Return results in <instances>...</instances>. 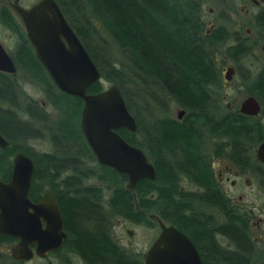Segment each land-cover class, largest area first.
<instances>
[{"label":"trees","instance_id":"16d2710c","mask_svg":"<svg viewBox=\"0 0 264 264\" xmlns=\"http://www.w3.org/2000/svg\"><path fill=\"white\" fill-rule=\"evenodd\" d=\"M55 1L100 78L119 86L137 129L117 131L145 151L156 167V179H141L132 191L124 174L96 162L79 124L82 99L57 89L25 32L1 9L0 24L17 39L13 58L18 74L0 73V133L8 141L0 148V178L9 179L16 152L33 159L30 195L38 199L45 188L52 191L67 234L62 247L50 255L60 264H69L70 252L85 264H143L136 254L116 247L108 232L117 215L151 226L148 214L153 212L184 231L204 251V264H230L225 252L216 261L213 228L207 227L212 221L208 214L200 218L197 195L178 184L184 175L210 185L212 175L202 153L204 134L227 142L235 138L243 144L240 138L250 129L238 124L234 131L223 122L229 112L218 111L222 114L217 119L216 110L209 107L214 100L208 99L207 88L218 81L213 45L209 44L213 37L207 42L202 34V0ZM113 49L120 52L118 56ZM18 77L41 88L52 114L24 94ZM253 86L263 95L264 75L255 78ZM103 89V82L95 81L87 91ZM170 100L186 109L183 120L169 115ZM44 136L49 149L33 152L28 143ZM217 228L228 237L225 226ZM10 242L12 237L0 234V245ZM0 264H14V260L0 251Z\"/></svg>","mask_w":264,"mask_h":264},{"label":"water","instance_id":"95a60500","mask_svg":"<svg viewBox=\"0 0 264 264\" xmlns=\"http://www.w3.org/2000/svg\"><path fill=\"white\" fill-rule=\"evenodd\" d=\"M14 8L36 57L53 83L60 91L82 99L79 124L97 162L124 174L131 190L141 179L155 180V167L144 151L117 131L119 128L136 130L135 119L119 86L111 84L97 93L87 91L92 83L101 79L100 72L57 2L39 0L28 9L18 5ZM0 71L11 74L16 71L2 43ZM258 110L253 97H248L241 106V111L248 114H256ZM183 113L180 111L178 118ZM7 145V139L0 133V148ZM256 155L264 162V140L258 145ZM33 170L32 158L17 152L12 157L9 180L0 179V233L18 239L11 255L21 261H29L34 256L46 257L60 248L66 237L52 192H45L38 202L29 196ZM157 221L160 230L145 254L144 264H203L185 233L175 226L165 225L161 219Z\"/></svg>","mask_w":264,"mask_h":264},{"label":"flooded vegetation","instance_id":"af4514ba","mask_svg":"<svg viewBox=\"0 0 264 264\" xmlns=\"http://www.w3.org/2000/svg\"><path fill=\"white\" fill-rule=\"evenodd\" d=\"M38 1L39 0H8L9 6H3L0 4V11L1 9H4L7 12V16L25 32L21 17L14 8V5L28 9ZM249 2L253 4L251 8L245 6L241 9H237L235 6H223L220 8L219 12L216 13L212 9H209V14L214 16L212 20H204V14L202 12L200 16L203 25V36L206 38L207 42L210 41L208 40L209 37H213V40L210 41L209 44L213 45V62L217 72L218 81V85H212L207 88L208 99L214 100L210 103L209 107L216 110L213 114L217 119H219L221 116L220 114H222V112L218 111L223 110V112H229V117L223 119V122L230 124L234 131L236 130L238 124L248 125L250 129L246 132V137L244 139L242 137L240 138L243 144L237 143L238 140L235 138L228 139L227 142L225 139L222 141L214 136L207 137V134H204L205 138L202 140V153L206 155L208 167L211 171L212 180L210 185L195 183L184 175L178 178V184L182 190L197 195L195 202H197V209L199 210V214H201L200 218L203 220L204 214H208L209 219L212 221L208 223L207 227L208 229L213 228V238L218 252V255L215 256L216 261L218 262V259L220 260L221 252H225L228 254L230 264H242L243 262L244 264H264V162L256 155L258 145L264 140V94L261 95V93L258 92L259 88L253 86V80L258 76L264 75V0H249ZM4 28L7 29L6 27ZM8 31L11 32L10 30ZM4 48L6 49L5 46ZM6 51L12 58L16 68V71L13 74H18L17 65L13 58L14 50H12V53H10L7 49ZM219 64L221 65L220 67ZM0 73L13 75L2 71H0ZM221 88L232 89V98L227 99V96L220 92ZM248 97H253L258 103L259 110L256 114H248L241 111V106ZM170 102L177 107V116L176 118H173L178 121L183 120L186 115V109L174 103L173 100H170ZM39 104L44 108L48 107L45 100L41 101ZM180 111H184V113L181 118H178ZM214 163L219 164V168L216 173ZM226 174H230L234 178L230 179L226 176ZM243 178L246 186H251L252 180L256 181V190L255 192L252 191L250 193L254 198L252 201L244 199V194L239 195L237 198L235 197V194L237 193L236 189H243ZM8 180L9 179L3 181ZM226 182L231 185L232 190L225 187L224 184ZM183 183L192 184L196 189H185L183 187ZM47 191L51 190L45 188L38 199H33L30 195L29 189V196L31 200L38 202ZM210 192H212L211 195ZM102 194H107V191H102ZM203 196H206L207 198H204ZM55 201L58 204L56 199ZM148 217L153 222V225L150 227H155L160 230L157 220L161 218L153 212L149 213ZM163 222L165 225H172L165 221ZM220 226H225V230L228 231L229 238L225 233L218 230L219 228L217 227ZM182 232L185 233L184 231ZM238 232L240 233V236H238ZM257 232H260L262 235L261 238H257L255 236ZM108 233L111 240L116 244V247L125 249L120 246L116 238L111 235V230H109ZM66 237L64 238L63 243L66 240ZM12 238L13 242L4 243L0 246L8 245L10 247L8 250L9 256H11L14 260V264H23L24 262H27L12 257L11 250L18 241L17 238ZM156 238L157 236L155 239ZM60 248L54 251H57ZM196 249L198 250L202 263L204 264V251H200L197 247ZM145 254L142 257L140 254H136L142 260L143 264ZM74 258L79 261L78 264H85L78 254L70 252L68 254V259L71 264H74Z\"/></svg>","mask_w":264,"mask_h":264},{"label":"rangeland","instance_id":"374dc122","mask_svg":"<svg viewBox=\"0 0 264 264\" xmlns=\"http://www.w3.org/2000/svg\"><path fill=\"white\" fill-rule=\"evenodd\" d=\"M0 4L3 6H9L8 0H0ZM253 4L249 2V0H202V13L204 14V20H212L213 15L209 14V9H212L215 13L219 12L220 8L223 6H235L237 9L242 7H248L251 8ZM0 42L6 47V49L12 53V50H14L16 45V38L15 36L9 32L7 29L2 27L0 25ZM119 51L113 49V54L116 56L119 55ZM221 65L219 64V67ZM18 85L21 88V90L26 94L28 97L34 99L36 102L40 103L44 100V94L41 88L36 85L34 82H28L24 77H18ZM99 81H102L104 84V88L111 85L109 82L103 81L100 79ZM220 92L225 94L227 96V99L232 98L231 95L233 94L232 89L230 88H221ZM239 96V95H238ZM234 99V98H233ZM169 115L176 118L177 116V107L174 106L173 103L169 102ZM49 113L52 114V111L49 107L45 108ZM144 115H146L144 113ZM189 122V120H187ZM47 137L44 136L43 139H36L33 141H30L28 144L31 147L30 149L33 152H41V151H47L49 149ZM215 164V173L218 171L219 164ZM230 179L234 178L230 174H226ZM245 178V177H244ZM244 178L242 179V185L243 189L238 190L236 189L235 197L237 198L239 195H243L244 199H248L249 201L253 198L252 194H250L252 191L255 192L256 190V181L252 180L251 186L244 183ZM251 179V178H250ZM225 187L232 190L231 185L226 182ZM183 187L185 189L195 190V186L192 184L183 183ZM251 187V188H250ZM253 189V190H251ZM234 190V189H233ZM246 195V196H245ZM111 235H113L118 244L125 249L131 251L132 253L140 254L141 257L145 254L148 247L152 243V241L155 239L157 234L159 233V229L155 227H148L143 225H135L134 223L130 222L125 218L124 216L117 215L113 218L112 226H111ZM257 238H261L262 235L260 232H257L255 234ZM9 246L8 245H2L0 246V251L9 255ZM69 261V259H68ZM74 264H78L79 261L74 258L73 259ZM59 264L58 258L52 255H48L44 258L34 257L31 260L24 262L23 264ZM69 264L70 261L68 262Z\"/></svg>","mask_w":264,"mask_h":264}]
</instances>
